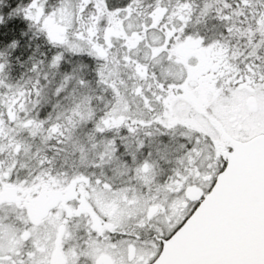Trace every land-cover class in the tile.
Here are the masks:
<instances>
[{"label": "snow or ice", "instance_id": "snow-or-ice-1", "mask_svg": "<svg viewBox=\"0 0 264 264\" xmlns=\"http://www.w3.org/2000/svg\"><path fill=\"white\" fill-rule=\"evenodd\" d=\"M0 264H264V0H0Z\"/></svg>", "mask_w": 264, "mask_h": 264}]
</instances>
